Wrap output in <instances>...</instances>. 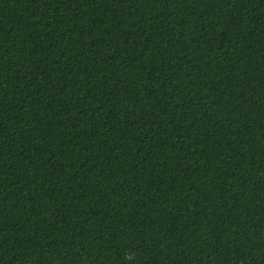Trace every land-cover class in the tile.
Wrapping results in <instances>:
<instances>
[{
  "label": "trees",
  "instance_id": "trees-1",
  "mask_svg": "<svg viewBox=\"0 0 264 264\" xmlns=\"http://www.w3.org/2000/svg\"><path fill=\"white\" fill-rule=\"evenodd\" d=\"M0 264H264V0H0Z\"/></svg>",
  "mask_w": 264,
  "mask_h": 264
}]
</instances>
